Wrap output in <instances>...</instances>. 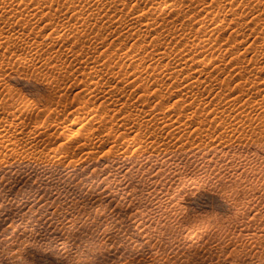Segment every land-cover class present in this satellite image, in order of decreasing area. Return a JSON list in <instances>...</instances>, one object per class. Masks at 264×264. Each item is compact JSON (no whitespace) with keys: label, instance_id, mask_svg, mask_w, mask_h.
Listing matches in <instances>:
<instances>
[{"label":"rangeland","instance_id":"rangeland-1","mask_svg":"<svg viewBox=\"0 0 264 264\" xmlns=\"http://www.w3.org/2000/svg\"><path fill=\"white\" fill-rule=\"evenodd\" d=\"M105 1L55 0L52 12L69 18L51 21L35 14L48 0H0V264H264V58L235 57L249 38L251 49L263 45L264 0ZM75 15L89 17L76 36L68 30ZM190 17L196 30L183 25ZM147 23L164 38L126 35ZM198 43L193 60L177 54ZM143 58V80L127 95L139 105L127 115L111 104L105 118L106 92ZM184 65L208 70L201 79L212 91L199 93L201 106L175 95L194 79ZM77 109L83 119L74 123Z\"/></svg>","mask_w":264,"mask_h":264},{"label":"bare ground","instance_id":"bare-ground-1","mask_svg":"<svg viewBox=\"0 0 264 264\" xmlns=\"http://www.w3.org/2000/svg\"><path fill=\"white\" fill-rule=\"evenodd\" d=\"M35 1V0H34ZM36 1H40V0H36ZM49 1V4H46V5H44L43 3V5L44 6H42V5H39V7H40V11H35V14H37V15H41V16H43L44 17V19H50L51 21L52 20H56V19H58L59 21H63L65 18H69V15H68V13L67 12H65V13H62V14H58V13H53L52 11V4L55 2V0H48ZM78 1H80V0H78ZM169 1V0H168ZM196 1V0H195ZM194 0H193V2H195ZM200 2H202L201 0H199ZM198 1V2H199ZM244 1V0H243ZM249 1V3H247ZM248 1H245L247 4H249L250 5V3H251V0H248ZM43 2V1H42ZM71 2L73 3L74 2V0H71ZM93 2H94V4L93 5H96V4H99V3H105L106 1L105 0H93ZM192 2V1H191ZM205 2V1H204ZM242 2V1H241ZM38 3V2H37ZM203 3V2H202ZM201 3V4H202ZM244 3V2H243ZM197 4H199V3H197ZM247 4H246V6H247ZM241 5H243V4H241ZM248 5V6H249ZM38 6V5H37ZM171 6H173L171 3H169V2H167L165 5H163L162 7H163V9H164V11L165 12H167V11H170L169 9H171ZM39 7H36L35 6V8H37V9H39ZM126 7V3H124V7L123 8H125ZM250 7H251V5H250ZM232 9V8H231ZM234 9V8H233ZM231 10V11H233V12H235V10H236V8H235V10ZM123 10V9H122ZM56 12V11H55ZM77 13V12H76ZM169 13V12H168ZM232 13V12H231ZM58 14V15H57ZM232 14H234V13H232ZM247 14H248V12H247ZM251 14V13H250ZM57 16V17H56ZM251 16V15H250ZM42 17V18H43ZM40 18V17H39ZM192 17H190L189 19H188V21H186L185 20V22H184V20H183V18H182V20H183V25L184 24H187V25H190V27L192 28V29H195V27L196 26H194V23H196V21L194 20V17H193V19H191ZM72 19H75L76 20V22L74 23V26L72 25V27L70 28V27H68V30L70 31V33H72L74 36H76L77 34H78V31H79V28H80V26H85V25H87V23H88V20H89V17L88 16H78V15H75V18H72ZM251 20V19H250ZM249 20V22H251ZM57 21V20H56ZM140 20L139 19H136L135 20V22H136V24H137V22H139ZM153 21V20H152ZM152 21H150L151 23L149 24L150 25V27H151V24L153 23L154 24V22H152ZM237 21V20H236ZM245 21V20H244ZM248 21V20H247ZM246 21V22H247ZM175 22V21H174ZM235 22V21H234ZM233 22V23H234ZM238 22V21H237ZM243 22V21H242ZM248 22V23H249ZM54 23H56V22H54ZM148 23H149V21H148ZM148 23L146 24L147 25V28L146 29H141V28H137L136 27V25H131L132 27H128L127 28V36H132L134 33H137V34H140V35H142V36H144V37H150V35H152L153 36V34L155 33L156 35H157V32H158V35L155 37V38H157V40L158 39H160V38H162V36H163V38H164V35H162V33H160V31H158L156 28H154V30L153 29H148L149 28V25H148ZM176 23V22H175ZM174 23V24H175ZM230 23H232V22H230ZM138 24H140V23H138ZM152 24V25H153ZM182 23H180V25H181ZM241 24V23H240ZM246 24V23H245ZM251 24V23H250ZM67 25V24H66ZM65 25V26H66ZM122 25H123V21H122ZM187 25H185V26H187ZM236 25V24H235ZM237 25H239V23L237 24ZM243 26H245L244 24H242ZM241 25V26H242ZM249 25V24H248ZM185 26H183L184 27V29H185ZM242 26V27H243ZM54 27V26H53ZM123 27H127V26H125V25H123ZM182 27V26H181ZM187 27H189V26H187ZM240 27V26H239ZM242 27H240V28H242ZM247 27V26H246ZM250 27H251V25H250ZM58 28V27H57ZM137 28V29H136ZM180 28V27H179ZM197 28V27H196ZM245 28V27H244ZM249 28V27H248ZM53 29V28H52ZM54 29H55V27H54ZM139 29H140V31H142V32H144V34H142V33H140L139 32ZM172 29V28H171ZM188 29V28H187ZM187 29H185V30H187ZM237 29V28H236ZM247 29V28H246ZM57 30V29H56ZM66 30L67 29H65V31L63 32V33H65L66 32ZM157 30V31H156ZM175 30V29H174ZM181 30H182V28H181ZM196 30V29H195ZM194 30V31H195ZM240 30V29H239ZM245 30V29H244ZM168 31V30H167ZM198 31H199V28H198ZM198 31H196V33H198ZM201 31V30H200ZM58 32H59V30H58ZM58 32H56V33H58ZM172 32V31H171ZM184 32V31H183ZM250 33H251V31H249ZM53 33V32H52ZM55 33V32H54ZM62 33V36L64 35ZM69 33V34H70ZM170 33V32H169ZM200 33V32H199ZM240 33V32H239ZM243 33H245V31L243 32ZM249 33V34H250ZM71 34V35H72ZM154 34V35H155ZM241 34V33H240ZM248 34V35H249ZM66 35V34H65ZM64 35V36H65ZM197 35V34H196ZM199 35V34H198ZM248 35H246V34H244V36L246 37V38H248ZM73 36V37H74ZM102 36V35H101ZM72 37V36H71ZM197 37V36H196ZM250 37V36H249ZM74 38H76V37H74ZM103 38V39H102ZM147 38V39H148ZM146 39V40H147ZM161 40V39H160ZM245 40V39H244ZM75 41H77V40H74V42ZM105 41V37H101V42L99 43L100 44V46H103V42ZM137 41V40H136ZM246 42V45H245V47H244V50L242 49V51L243 52H240V51H238L237 50V52L235 51V57H236V59H237V61L238 60H241L243 57L244 58H247V55L249 54V51L251 52L252 50H254L255 52L254 53H258V54H260V55H262V57L264 58V43H263V45H256L255 43H254V45L252 46V49H251V40H250V38H249V41H247V40H245ZM79 44L81 43V42H79V41H77ZM76 42V44H78ZM186 42V41H185ZM243 42V41H242ZM107 43L108 42H106L105 44H104V46L105 45H107ZM135 43H138V42H135ZM180 43V42H179ZM191 43V42H190ZM82 44V43H81ZM134 44V43H133ZM143 44V43H142ZM187 44H188V42H187ZM193 44V43H192ZM191 44V45H192ZM241 44V43H240ZM85 44H83V46H84ZM139 45V44H138ZM183 45V44H182ZM185 45V44H184ZM198 45H199V43L198 44H196V45H194V46H190V45H186L185 47L183 46V48L181 47V49L178 51L179 53H177L176 51H173V50H171L172 52H176L177 54H180V56L182 57V59L183 58H185L186 60H188L190 57H191V59L190 60H193L194 59V56L192 55V56H190L191 54H193V53H195L196 55H197V53L196 52H200L202 49H200L199 47H198ZM80 46V45H79ZM82 46V45H81ZM143 46V45H142ZM147 46V45H146ZM242 46H243V44H242ZM76 47V46H75ZM92 47V46H91ZM136 47H137V45H136ZM148 47V46H147ZM177 47V46H176ZM236 47H238V46H236ZM144 48H145V45H144ZM180 48V47H179ZM178 48V49H179ZM238 48H241V47H238ZM77 49V48H76ZM94 49V48H93ZM231 49H233V48H231ZM78 50H80V49H78ZM87 51V53L89 52H91V48L90 47H88V46H84V47H82V50L81 51ZM174 50H176L175 48H174ZM77 51V50H76ZM80 51V52H81ZM95 51H97V46H95V50H93V52H95ZM170 51V50H169ZM171 51L170 52H168V54L169 53H171ZM232 51V50H231ZM230 51V52H231ZM92 52V53H93ZM167 52H162V54L163 55H161V56H157V57H155V56H153L152 58H153V62H152V64L154 65V62H157V61H159V60H163V58L165 57L164 56V54L166 55L167 54ZM233 53H234V50L232 51ZM232 52L230 53V54H232ZM248 52V53H247ZM82 53V52H81ZM247 53V54H246ZM88 55V54H87ZM94 55V54H93ZM190 57H189V56ZM96 56V55H95ZM95 56L93 57L94 59H92L91 57V59H92V61L93 62H96V61H98L99 59H96L95 58ZM168 56V55H167ZM231 56V55H230ZM180 57V58H181ZM189 57V58H188ZM196 57V56H195ZM199 57V56H198ZM198 57H197V59H198ZM231 57H233V56H231ZM249 57V56H248ZM98 58V57H97ZM234 58V57H233ZM243 58V59H244ZM181 59V60H182ZM196 59V58H195ZM230 59V58H229ZM248 59V58H247ZM250 60H251V55H250V58H249ZM148 60V59H147ZM234 60H235V58H234ZM234 60H232V61H234ZM145 59L143 58V59H140L139 61H138V63H135V67L136 68H138V66H139V71L138 72H136V73H134L133 75H129V74H127V73H122V74H120V75H118V78H120L119 79V81H122L121 79H123L124 80V82H126V84L124 85V82H123V86H120V84H119V81H118V83H116V85H114V86H112V89H109L107 92H106V94H111V97H109V96H106V98H105V100H104V103L105 104H103L102 105V107H103V111L101 112L102 113V115L106 118L107 117V114L109 115L110 114V110H111V108L109 107L111 104L112 105H115L116 103V107L114 108V111L115 112H123V113H127V115L130 113V109H133V108H135V107H137L138 105H135V103L134 104H131V103H129L130 101L128 100V89H130L129 87H131V86H133L136 82H140V81H142L143 80V76H142V74H141V72H140V70H141V67H140V65H143L144 63H145ZM196 61H198V60H196ZM199 61H201V60H199ZM198 61V64H197V66H199L200 65V63L201 62H199ZM244 62H245V59L243 60ZM247 61V60H246ZM257 61H258V59H257ZM257 61L255 60V62L257 63ZM183 62V61H182ZM181 62V63H182ZM184 62H185V60H184ZM195 62V61H194ZM251 62V61H250ZM196 63V62H195ZM239 63V62H238ZM241 63V62H240ZM186 64H187V62H186ZM190 64H192L191 62H190ZM236 64H237V62H236ZM263 64H264V62H263ZM193 65H194V63H193ZM220 65H221V63H220ZM238 65V64H237ZM241 65V64H240ZM95 68H94V71L95 72H97L98 74H101V73H103V72H108V73H111L113 76H117V75H114L115 73H113L114 71L113 70H111V69H106V67H105V65H99L98 67L96 66V65H93ZM92 66V67H93ZM188 66H190L189 64H188ZM196 66V65H195ZM194 66V67H195ZM204 67V66H203ZM183 68L188 72L189 71V69L184 65L183 66ZM189 68H191V66L189 67ZM222 69V68H221ZM183 69H177V70H174V71H172V72H169V71H166L167 72V74H172V75H174V76H178L180 73H181V71H182ZM203 70V71H202ZM208 72V70L205 68V69H201V72H198L197 70H195V71H190V72H188V75H187V77H191V76H193L194 77V79L193 80H191V81H189L188 83H186V86H184V87H182V88H180V90L178 89L177 90V92L175 93V95H179V97H180V100H181V104H184L185 103V105L187 104V106L188 107H194V106H197L198 107V105L199 106H201L204 102H203V100L202 99H198L197 97L200 95L199 93L201 92V94H203L204 92H211L212 90L208 87V85L201 79V75L202 74H204V73H207ZM241 72H242V70H241ZM244 72H246V71H244ZM193 73H198L197 75H194ZM250 73V72H249ZM245 74V73H244ZM243 72H242V78H243ZM246 76V75H245ZM247 77V76H246ZM231 78V77H230ZM248 78V77H247ZM227 79V78H226ZM225 79V81H227V80H229V79H227L226 80ZM249 79V78H248ZM246 80V79H245ZM249 80H251V76H250V79ZM224 80H222V82H223ZM230 81V80H229ZM228 81V82H229ZM94 84H95V86H94V88L96 89V90H98V87H99V83L100 82H98V81H96V82H93ZM225 83H227V82H225ZM224 83V84H225ZM228 85V89H229V85H230V83L229 84H227ZM146 86V85H145ZM243 87V86H242ZM223 88H225V87H223ZM227 89V88H226ZM131 90V89H130ZM158 90V88H156V91ZM230 90V89H229ZM228 90V91H229ZM233 90V89H232ZM235 90V89H234ZM231 91V90H230ZM229 91V92H230ZM226 92V91H225ZM233 92H235V91H233ZM131 93V92H130ZM227 93V92H226ZM231 93V92H230ZM134 94V93H133ZM130 95V94H129ZM132 96V95H131ZM135 96V95H134ZM133 96V97H134ZM140 97H142V96H140ZM229 97V96H228ZM109 98H111V101L109 102ZM135 98V97H134ZM239 98H240V96H236V98L235 99H230L228 102L230 103V104H234V102L236 101V100H239ZM90 99H91V97H90ZM129 99H130V97H129ZM137 98H135V100H136ZM131 100V99H130ZM90 100H88V98H87V105L89 106L90 105V102H89ZM129 101V102H128ZM133 101H134V99H133ZM136 102V101H135ZM148 102V101H147ZM23 105V104H22ZM24 105H25V103H24ZM145 105L147 106V109H145V110H142V109H140V110H142V111H148V110H151V106H152V104H151V102H148V103H146L145 102ZM180 105V104H179ZM25 107H27V106H25ZM181 107V106H180ZM197 107H195V110H197ZM230 108V107H229ZM224 109V108H223ZM210 111V110H209ZM224 111V110H223ZM226 111V110H225ZM80 110H74V112H72L73 113V117H75V121L76 122H74V123H78V122H82V114L80 115ZM85 112V111H84ZM129 112V113H128ZM81 113H83V112H81ZM172 113V109L171 108H169V109H167V110H164L163 111V116L162 117H165V116H167V115H169V114H171ZM106 114V115H105ZM88 115V114H87ZM178 116V118H177V120H180L183 116L182 115H177ZM217 116H218V114H217ZM84 117V116H83ZM214 117H216V115L214 116ZM82 118V119H81ZM85 118V117H84ZM100 118V117H99ZM219 118H222L221 117V115L219 116ZM74 119V118H73ZM101 119V118H100ZM246 121H248V117H246ZM13 120V119H12ZM132 120V119H131ZM242 120H244V118L242 119ZM249 120H250V118H249ZM73 121V120H72ZM240 122H241V120H239ZM251 121V120H250ZM7 122V121H6ZM5 122V123H6ZM8 122H9V120H8ZM132 122V121H131ZM135 122V121H134ZM211 122V121H210ZM244 122V121H243ZM242 122V123H243ZM249 122V121H248ZM12 123H13V121H12ZM11 123V126L14 124H12ZM18 122H16V124H17ZM198 123L199 124H202V123H200V122H197V125H198ZM6 124H8V123H6ZM23 125H24V123H22ZM249 124H251V123H249ZM18 125V124H17ZM21 125V124H20ZM139 124H137V123H135L134 125H132V126H134V127H136V129H137V132H135L136 134L138 133V135L139 134H141L140 133V131L142 130V128L140 127V126H138ZM190 125H192V124H190ZM9 126V125H8ZM81 127H83L82 126V124L80 125ZM199 126V125H198ZM238 126H239V124H237V123H232V129H233V131L235 130V129H237L238 128ZM14 127V126H13ZM15 127H17L16 125H15ZM200 127V126H199ZM201 127H203V126H201ZM11 128V127H10ZM25 128V127H24ZM36 128H38V126H36L34 129H36ZM39 129V128H38ZM79 130H81L80 129V127L78 128ZM135 129V130H136ZM3 130V129H2ZM31 130V129H30ZM42 130V129H41ZM4 131V130H3ZM2 131V132H3ZM16 131H19V130H16ZM16 131H14V134H15V132ZM32 131V130H31ZM1 132V131H0ZM11 132V131H10ZM20 132L22 133L23 131H21L20 130ZM28 132V131H27ZM27 132H26V134H27ZM34 132H36V131H33V133ZM41 131H39V133H40ZM199 132H200V130H199ZM5 133H8L9 134V132H5ZM17 133V132H16ZM29 133L31 134L32 132H30L29 131ZM42 134H43V132H41ZM63 133V132H62ZM76 133V132H75ZM74 133V134H75ZM134 133V134H135ZM143 133V132H142ZM7 134V135H8ZM25 134V135H26ZM74 134H72L73 136H71V137H74ZM136 134L134 135L135 137H136ZM0 135H1V133H0ZM4 135V134H3ZM2 135V136H3ZM10 135H11V133H10ZM9 135V136H10ZM17 135V134H16ZM15 135V136H16ZM29 135V134H28ZM99 135V134H98ZM124 135V134H123ZM123 135H122V137H123ZM138 135H137V137L136 138H138ZM29 136H31V135H29ZM62 136V135H61ZM66 136V135H65ZM76 136V135H75ZM91 136V135H90ZM90 136H89V138H90ZM102 136V135H101ZM100 136V137H101ZM121 136V135H120ZM126 136V135H125ZM124 136V137H125ZM13 137V136H12ZM20 137V136H19ZM24 137V136H23ZM27 137V136H26ZM36 137V136H35ZM70 137V136H69ZM94 137V136H93ZM135 137H133V138H135ZM4 138V137H3ZM15 138H17V137H15ZM14 138V139H15ZM31 138V137H30ZM33 138V137H32ZM91 138H92V136H91ZM96 138V137H95ZM99 138V137H98ZM6 139V138H5ZM9 139H10V137H9ZM8 139V141H10ZM12 139V138H11ZM13 139V140H14ZM18 139V138H17ZM17 139H16V141H17ZM20 139V138H19ZM18 139V140H19ZM27 139V138H26ZM29 139V138H28ZM71 139H73V138H71ZM75 139V138H74ZM103 139V138H102ZM114 139H116V138H114ZM31 140V139H30ZM36 140V139H35ZM67 140V139H66ZM88 140V139H87ZM95 140V139H94ZM2 141V140H1ZM25 141V140H24ZM23 141V142H24ZM33 141H34V139H33ZM33 141H31V142H33ZM38 141H39V139H38ZM37 141V142H38ZM42 141V140H41ZM69 141V140H68ZM67 141V142H68ZM71 141V140H70ZM116 141H118V140H116ZM12 142V141H11ZM15 142V141H14ZM13 142V143H14ZM29 142V141H28ZM74 142V141H73ZM92 142V141H91ZM102 142H105V140H102ZM114 143H115V145H116V143H118V142H115V141H113ZM13 143H12V145H13ZM21 143V142H20ZM25 143V142H24ZM66 143V142H65ZM90 143V142H89ZM136 143H137V141H136ZM6 144V143H5ZM9 144V143H8ZM15 144H17V143H15ZM71 144V143H70ZM81 144H82V142H81ZM2 145H4V143L2 144ZM28 145V144H27ZM27 145H25V146H27ZM34 145H35V143H34ZM33 144H32V146H34ZM67 145V144H66ZM69 145V144H68ZM72 145V144H71ZM85 146H84V148L85 147H89V145L90 144H87L88 146H86V144H84ZM7 146V145H6ZM31 146V147H32ZM81 146V145H80ZM12 147V146H11ZM23 147V146H22ZM28 147V146H27ZM70 147V146H69ZM15 148H16V145H15ZM30 148V147H29ZM29 148H27V150L29 149ZM81 148H82V146H81ZM128 148V147H127ZM13 149H14V147H13ZM18 149H21L20 148V146H19V148ZM23 149V148H22ZM32 149V148H31ZM30 149V150H31ZM34 149V148H33ZM52 149V148H51ZM53 149H55V148H53ZM53 149H52V151H53ZM66 149H67V147H66ZM69 149V148H68ZM108 149V148H107ZM110 149V148H109ZM108 149V150H109ZM126 149V148H125ZM125 149H123L122 150V154H126L127 153V150H125ZM129 149V148H128ZM25 150V149H24ZM23 150V151H24ZM26 150V151H27ZM40 150V149H39ZM29 151V150H28ZM28 151H27V153H28ZM32 151V150H31ZM36 151V150H35ZM43 151V150H42ZM58 151V150H57ZM67 150H64V152H66ZM111 151V150H110ZM44 152V151H43ZM68 152V151H67ZM86 152H88V151H86ZM15 153V152H14ZM17 153V152H16ZM23 153V152H22ZM26 153V154H27ZM36 154H37V152H35ZM57 153V152H56ZM70 153V152H69ZM69 153H67V154H65L66 156L69 154ZM29 154V153H28ZM48 154V153H47ZM47 154L45 155V157L47 156ZM51 154V153H50ZM54 154H55V152H54ZM11 155H13L12 154V152H11ZM43 155V154H42ZM41 155V156H42ZM52 155H53V153H52ZM51 155V156H52ZM63 155H64V153H63ZM37 156V155H36ZM55 156V155H54ZM54 156H53V158H54ZM40 157V156H39ZM38 157V158H39ZM43 157V156H42ZM65 157V156H64ZM35 158H37V157H35ZM49 158V157H48ZM47 158V159H48ZM56 158V157H55ZM60 158V157H59ZM50 160L52 159V158H49ZM62 159H64L65 160V158H62ZM37 160V159H36ZM45 160V159H44ZM43 160V161H44ZM55 160V159H54ZM54 160H53V163H54ZM63 160V161H64ZM47 161V160H46ZM55 161H57V160H55ZM59 161V160H58ZM67 161H68V159H67ZM261 161V160H260ZM41 162H42V160H41ZM62 162V161H61ZM71 162V161H70ZM35 163H36V161H35ZM44 163V162H43ZM42 163V164H43ZM49 163V162H48ZM52 163V162H51ZM59 163V162H58ZM69 163V162H68ZM71 163H74V162H71ZM30 164V163H29ZM56 164V163H55ZM64 164V163H63ZM35 165V164H34ZM49 165V164H48ZM62 165V164H61ZM67 165V164H66ZM70 165H72V164H70ZM74 165L76 166V164L74 163ZM33 166V165H32ZM40 166V165H39ZM44 166V165H43ZM54 166V165H53ZM64 166V165H63ZM67 166H69V165H67ZM37 167V166H36ZM49 167H51V165L49 166ZM48 167V168H49ZM41 168V167H40ZM54 168V167H53ZM52 168V169H53ZM68 168V167H67ZM76 168V167H75ZM74 168V169H75ZM84 168V167H83ZM38 169V168H37ZM55 169V168H54ZM64 169V168H63ZM66 169V168H65ZM71 169V168H70ZM73 169V168H72ZM80 169H81V167H80ZM36 170V169H35ZM42 170H43V168H42ZM51 170V169H50ZM77 170V169H76ZM44 171H46V170H44ZM62 171V170H61ZM68 171V170H67ZM49 172V171H48ZM45 173V172H44ZM61 173V172H60ZM78 173H79V171H78ZM110 173V172H109ZM71 174V173H70ZM69 174V175H70ZM118 174V173H117ZM51 175V174H50ZM66 175H67V173H66ZM66 175H65V177H66ZM68 175V176H69ZM78 175V174H77ZM45 176V175H44ZM47 176H49V175H47ZM46 177V176H45ZM57 177V176H56ZM55 177V178H56ZM51 178V177H50ZM68 178V177H67ZM59 179V178H58ZM53 180V179H52ZM56 180V179H55ZM61 181V180H60ZM58 182V181H57ZM99 207L100 206H98V208L97 209H99ZM102 207V206H101ZM96 209V210H97ZM100 210H101V208H100ZM99 212V211H98ZM99 214V213H98Z\"/></svg>","mask_w":264,"mask_h":264}]
</instances>
